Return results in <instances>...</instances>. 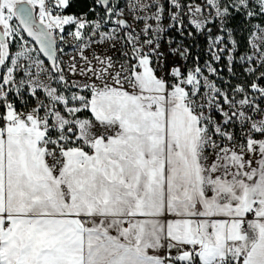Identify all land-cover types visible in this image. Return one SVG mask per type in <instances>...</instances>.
Instances as JSON below:
<instances>
[{
	"label": "snow or ice",
	"instance_id": "obj_1",
	"mask_svg": "<svg viewBox=\"0 0 264 264\" xmlns=\"http://www.w3.org/2000/svg\"><path fill=\"white\" fill-rule=\"evenodd\" d=\"M0 264H264V0H0Z\"/></svg>",
	"mask_w": 264,
	"mask_h": 264
},
{
	"label": "rangeland",
	"instance_id": "obj_2",
	"mask_svg": "<svg viewBox=\"0 0 264 264\" xmlns=\"http://www.w3.org/2000/svg\"><path fill=\"white\" fill-rule=\"evenodd\" d=\"M69 50L68 49H66V52H68Z\"/></svg>",
	"mask_w": 264,
	"mask_h": 264
}]
</instances>
